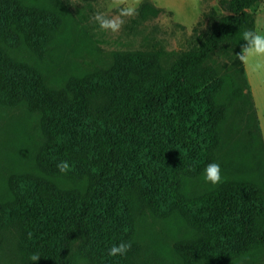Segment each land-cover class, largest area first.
Here are the masks:
<instances>
[{
    "label": "trees",
    "instance_id": "16d2710c",
    "mask_svg": "<svg viewBox=\"0 0 264 264\" xmlns=\"http://www.w3.org/2000/svg\"><path fill=\"white\" fill-rule=\"evenodd\" d=\"M263 0H218L201 14L186 50L155 44L114 52L107 68L68 78L56 89L9 51L46 55L60 29L57 0H0V105L40 116L43 142L32 171L9 177L0 230L15 240L19 264H171L139 261L137 219L180 218L190 234L175 250L182 264L264 263V155L244 165L225 155L229 108L248 106L264 150L243 62L242 33ZM57 8V6H56ZM163 11L149 1L143 23ZM223 60L230 75H220ZM66 162L61 172L57 165ZM223 182L196 192L206 164ZM252 169V170H251ZM121 241L125 256H109Z\"/></svg>",
    "mask_w": 264,
    "mask_h": 264
},
{
    "label": "rangeland",
    "instance_id": "374dc122",
    "mask_svg": "<svg viewBox=\"0 0 264 264\" xmlns=\"http://www.w3.org/2000/svg\"><path fill=\"white\" fill-rule=\"evenodd\" d=\"M149 1L161 9L158 17L138 23L137 9ZM218 0H57L55 9L61 18L54 42L42 58H37L23 44L9 51L17 61L37 68L46 84L60 88L64 81L78 74H88L95 68H107L114 52H132L159 45L165 51L186 50L190 45L191 31L201 14L210 9L221 11ZM57 6V8H56ZM133 6L131 16H121L120 9ZM255 16V30L264 32V0L250 9ZM97 14L123 23L113 32L103 30L96 20ZM256 110L261 138L264 143V70L254 72L243 63ZM219 74L230 75V63L223 60ZM239 102L229 108L225 123V155L232 154L236 161L248 165L251 155H264L256 145L248 152L242 148L257 138L253 130V117L248 119V106L240 110ZM40 116L25 106L7 108L0 105V200L7 194L10 176L33 170L34 160L43 137ZM250 156V157H249ZM252 170V169H251ZM212 186L200 179L193 183L196 192ZM190 234L189 228L178 217L159 221L148 214L137 219L133 242L137 246L139 261L159 260L182 264L175 250L178 240ZM0 264H19L15 240L0 230ZM232 264H244L242 262ZM264 264V263H263Z\"/></svg>",
    "mask_w": 264,
    "mask_h": 264
},
{
    "label": "clouds",
    "instance_id": "9594fccd",
    "mask_svg": "<svg viewBox=\"0 0 264 264\" xmlns=\"http://www.w3.org/2000/svg\"><path fill=\"white\" fill-rule=\"evenodd\" d=\"M121 16H131L135 12L133 6L121 8ZM96 20L99 23V27L103 30L117 31L123 21L119 19H107L100 14H97ZM242 40L245 41V45L242 46L241 54H238V59L243 63L250 65L254 72H260L264 70V32L257 31L255 29H246L242 33ZM58 169L63 172L68 167L66 162H61L57 165ZM203 179L205 183H210L215 186L223 182V176L221 173V166L217 162H211L205 165L203 169ZM131 248L130 242L121 241L118 244L113 245L108 250V255L117 257L125 256ZM41 257L40 253L36 252L29 256V261L36 262ZM204 264V262H203Z\"/></svg>",
    "mask_w": 264,
    "mask_h": 264
}]
</instances>
